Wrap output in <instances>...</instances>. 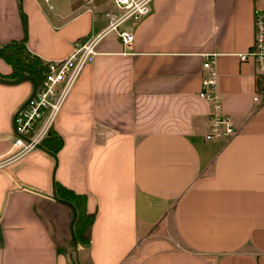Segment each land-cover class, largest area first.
I'll list each match as a JSON object with an SVG mask.
<instances>
[{"label":"crops","instance_id":"obj_1","mask_svg":"<svg viewBox=\"0 0 264 264\" xmlns=\"http://www.w3.org/2000/svg\"><path fill=\"white\" fill-rule=\"evenodd\" d=\"M21 5L45 61L99 37L53 125L57 153L15 157V114L34 83L0 79V264H264V78L240 57L264 0H151L125 24L130 51L107 30L114 0H0V44L24 36ZM205 53L238 128L230 140L205 137ZM56 181L87 194L88 244Z\"/></svg>","mask_w":264,"mask_h":264},{"label":"built area","instance_id":"obj_2","mask_svg":"<svg viewBox=\"0 0 264 264\" xmlns=\"http://www.w3.org/2000/svg\"><path fill=\"white\" fill-rule=\"evenodd\" d=\"M115 9L108 11L110 22L107 30H116L125 47L130 51L135 40L134 29L127 22L137 23L151 11V0H114ZM99 36L78 40L70 54L64 58L47 61L44 78L35 93L17 110L15 117V157L38 148L48 134L61 111L83 67L92 62L97 54ZM241 60H253L257 74L264 78V8H256L254 14V37ZM199 95L210 103L209 129L206 139L230 140L238 128L234 117L224 107V98L218 89L216 53L203 55V76ZM258 104H264V86L255 94Z\"/></svg>","mask_w":264,"mask_h":264},{"label":"trees","instance_id":"obj_3","mask_svg":"<svg viewBox=\"0 0 264 264\" xmlns=\"http://www.w3.org/2000/svg\"><path fill=\"white\" fill-rule=\"evenodd\" d=\"M20 13L24 27V36L0 44V57L5 59L12 67L10 73H0V77L16 79L23 76H31L40 84L47 70V61L29 49L27 44V14L23 10L22 5L20 6ZM41 144L48 151L57 153L63 145V138L54 128H51ZM55 189L59 197L73 203L77 208V218L74 222L75 238L77 242L88 244L90 242L89 231L94 222L95 212H90L87 209V194L68 188L58 181L55 182Z\"/></svg>","mask_w":264,"mask_h":264},{"label":"water","instance_id":"obj_4","mask_svg":"<svg viewBox=\"0 0 264 264\" xmlns=\"http://www.w3.org/2000/svg\"><path fill=\"white\" fill-rule=\"evenodd\" d=\"M26 78L31 79L33 81V83H34V89H33V92H32V95H33L35 93L36 89H37V86H38L37 80L35 78H33L31 76H23V77H20V78L8 79V80L17 82V81H20V80H23V79H26ZM0 79L5 80L4 78H1V77H0ZM16 114H17V112H16ZM16 114H15V117H16ZM39 147L44 148L42 144H40ZM44 149H46V148H44ZM54 197L55 198H59L55 188H54ZM69 203L73 206V209H74V216H73V220H72V229L74 230V222H75V220L77 218V208L75 207V205L73 203H71V202H69ZM74 234H75V231H74ZM75 241L77 242L76 238H75Z\"/></svg>","mask_w":264,"mask_h":264}]
</instances>
